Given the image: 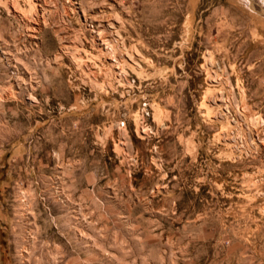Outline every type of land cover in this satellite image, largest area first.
<instances>
[{"label": "rangeland", "instance_id": "374dc122", "mask_svg": "<svg viewBox=\"0 0 264 264\" xmlns=\"http://www.w3.org/2000/svg\"><path fill=\"white\" fill-rule=\"evenodd\" d=\"M0 264H264V0H0Z\"/></svg>", "mask_w": 264, "mask_h": 264}, {"label": "bare ground", "instance_id": "6f19581e", "mask_svg": "<svg viewBox=\"0 0 264 264\" xmlns=\"http://www.w3.org/2000/svg\"><path fill=\"white\" fill-rule=\"evenodd\" d=\"M10 2V1H9ZM16 12V11H15ZM25 20H26V18H25Z\"/></svg>", "mask_w": 264, "mask_h": 264}]
</instances>
